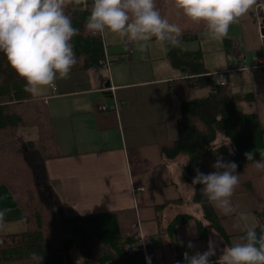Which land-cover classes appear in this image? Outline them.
<instances>
[{"label":"crops","instance_id":"crops-1","mask_svg":"<svg viewBox=\"0 0 264 264\" xmlns=\"http://www.w3.org/2000/svg\"><path fill=\"white\" fill-rule=\"evenodd\" d=\"M104 39L109 61L103 72L109 88L97 72L75 65L70 78L57 80L54 88L44 87L36 96L49 110L58 153L45 162L51 183L47 194L61 203L66 215L83 219L89 231L115 243V249L111 245L113 250L107 251L112 257L87 260L74 242L70 258L75 264H186L185 252L189 256L202 253L211 244L216 248V256L210 258L214 262L221 248L240 237L242 232L233 228L240 214L250 212L256 217L253 204L248 208L246 199L244 208L232 201L231 215H222L214 207L229 244L211 229L208 238L199 237L202 215L192 200V186L181 175L184 158L170 160L163 153V148L178 137L177 81L190 77L187 69H195L198 62L179 69L155 40L141 52L110 32H105ZM192 44L196 47L189 48ZM183 48L196 54L193 61L198 57L202 68L199 73L213 75L215 82L217 73L226 70L228 62L247 66V70L228 73L223 88L241 111L256 112L264 129V10L251 12L233 23L222 42L204 35L187 47L183 44ZM196 71L191 73L196 75ZM192 90L197 89H187L185 99H193L187 98ZM198 90L203 92L199 97L207 93L205 89ZM100 105L107 109L99 111ZM182 216L191 218L175 223ZM14 224H20V228ZM22 224L23 220L15 219L0 226L11 225L6 233H15L24 229ZM256 224L257 219L244 222L249 227ZM126 225L132 226L136 234L132 241L119 237ZM141 240L151 242L145 253L125 250L126 244L136 246ZM40 264H44L42 260Z\"/></svg>","mask_w":264,"mask_h":264},{"label":"trees","instance_id":"trees-1","mask_svg":"<svg viewBox=\"0 0 264 264\" xmlns=\"http://www.w3.org/2000/svg\"><path fill=\"white\" fill-rule=\"evenodd\" d=\"M88 4V9L73 4L66 9L71 13L73 26L79 29L72 41L76 65L79 69L97 72L104 83L107 77L103 67L107 55L100 35L94 36L84 27L92 0H88ZM156 4L164 18L183 29V44L198 41L205 35L203 22L191 21L175 7L174 0H156ZM166 55L179 69L198 62L195 69H187L190 77L177 81L175 93L180 99L178 137L163 148V153L170 160L184 158L181 175L193 188L192 200L199 205L204 222L198 221L199 237L208 238V229H211L229 244L219 215L202 194V185L192 184L196 169L205 174L217 170L213 164L218 157L238 165L239 185L233 195L246 194L249 197L257 219L254 227L259 233L264 228V170L256 169L254 162L244 156L247 151L264 149V129L260 127L256 112L241 111L237 101L226 89L219 87L213 75L200 74L202 68L198 57L192 60L195 53L185 48H173ZM195 70L198 71L196 75L191 73ZM25 83L0 52V212L4 213L0 223L15 219L25 223L22 231L0 233V264L33 259V253L42 256L44 264H75L69 255L74 242L85 259L106 260L112 257L107 251L115 243L89 231L83 219L66 215L61 203L47 194L51 183L45 162L58 156L51 117L42 98L24 91ZM190 88L205 89L207 93L185 99V91ZM19 127L34 128L35 138L17 135ZM255 159H261L258 151ZM188 218L191 217L182 216L175 223ZM114 227L119 229L117 225ZM119 237L132 241L136 234L132 226L126 225Z\"/></svg>","mask_w":264,"mask_h":264},{"label":"clouds","instance_id":"clouds-1","mask_svg":"<svg viewBox=\"0 0 264 264\" xmlns=\"http://www.w3.org/2000/svg\"><path fill=\"white\" fill-rule=\"evenodd\" d=\"M69 4L89 8L88 0H0V52L6 56L16 74L26 81L24 91L38 96L44 87L56 86L57 80L70 78L77 64L73 38L79 34L74 27ZM177 9L191 21L205 25L208 39L222 42L228 37L229 28L251 12L264 10L260 0H174ZM92 35L110 32L122 42L134 44L141 52L155 40L164 51L183 48V29L164 18L156 0H92L90 14L84 25ZM261 159H255V153ZM230 154H234L231 153ZM254 167L264 170V149L244 153ZM214 172L205 174L196 169L193 185H202V194L222 215L234 211L232 197L239 185L238 165L218 157ZM0 212V219L3 218ZM244 214L233 224L234 230L243 234L230 246L220 249L216 256L214 245L204 252L189 256L184 253L186 264H264V228L259 233L255 227L242 223ZM32 258L40 261L36 253Z\"/></svg>","mask_w":264,"mask_h":264},{"label":"rangeland","instance_id":"rangeland-1","mask_svg":"<svg viewBox=\"0 0 264 264\" xmlns=\"http://www.w3.org/2000/svg\"><path fill=\"white\" fill-rule=\"evenodd\" d=\"M105 33L102 35V39L104 40V43H105ZM192 43V42H189V43H184V46L187 47L189 46V44ZM196 47V44H192V46H190L189 48H195ZM193 92H189L187 94V98H194V97H199L201 95H203V92L201 90H192ZM16 134L17 135H21L25 138H28V139H32V138H35L36 136V131L34 128H27V127H19L16 131ZM243 199H246V201L248 202V208H252V203L251 201L249 200V198L245 195V194H238L236 196H233L232 197V201L234 203H237L239 206H242V208H244V201ZM247 210V209H245ZM255 220L256 218H254V216L250 213V212H247L244 214V219L242 221V223L244 224H247L248 223V220ZM22 223V222H21ZM14 225H18V229L20 228V224H14ZM11 227V225H6V226H0V233H6L9 228ZM21 228H25V223L23 222Z\"/></svg>","mask_w":264,"mask_h":264},{"label":"built area","instance_id":"built-area-1","mask_svg":"<svg viewBox=\"0 0 264 264\" xmlns=\"http://www.w3.org/2000/svg\"><path fill=\"white\" fill-rule=\"evenodd\" d=\"M101 39H102V35H100ZM108 57H105V61H104V67H107L108 65ZM249 69L247 66H242V65H236V66H232L231 62L227 63V67L226 70L220 71L217 73V84L219 85V87H224L226 85V78H227V74L233 71H243V70H247ZM107 107L105 105H100L98 106V110L99 111H104L106 110ZM151 244V242H146V241H138V243L135 245H130V244H126L124 246L125 250L127 252H132L135 251L137 249L141 250L143 253H145L146 248Z\"/></svg>","mask_w":264,"mask_h":264},{"label":"water","instance_id":"water-1","mask_svg":"<svg viewBox=\"0 0 264 264\" xmlns=\"http://www.w3.org/2000/svg\"><path fill=\"white\" fill-rule=\"evenodd\" d=\"M104 86H105L106 88H109V87H110V83H109V81H106Z\"/></svg>","mask_w":264,"mask_h":264}]
</instances>
